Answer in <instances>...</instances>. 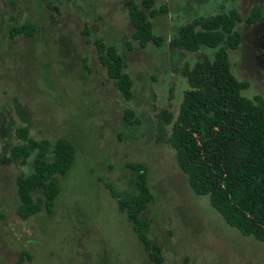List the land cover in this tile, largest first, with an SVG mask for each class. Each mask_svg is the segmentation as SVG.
Wrapping results in <instances>:
<instances>
[{"label":"rangeland","instance_id":"obj_1","mask_svg":"<svg viewBox=\"0 0 264 264\" xmlns=\"http://www.w3.org/2000/svg\"><path fill=\"white\" fill-rule=\"evenodd\" d=\"M156 6L168 11L154 22L166 43L143 49L132 38L128 0H0V264H17L24 251L31 256L26 264H153L105 186L135 193L137 176L128 168L134 162L148 167L155 199L143 216L167 264H264V244L242 236L208 197L194 194L169 143L172 126L158 116L164 110L178 116L189 89L183 68L215 53L171 48L179 28L231 9L243 18L262 9L259 22L238 26L243 42L230 60L234 75L251 84L243 95L264 96V0H157ZM26 23L35 26L33 35L10 37L11 28ZM98 39L124 57L134 82L131 101L101 64ZM129 111L134 118L126 121ZM25 126L36 140H70L78 153L59 177L53 214L23 220L16 179L33 172V160L20 167L10 152Z\"/></svg>","mask_w":264,"mask_h":264},{"label":"trees","instance_id":"obj_2","mask_svg":"<svg viewBox=\"0 0 264 264\" xmlns=\"http://www.w3.org/2000/svg\"><path fill=\"white\" fill-rule=\"evenodd\" d=\"M128 5L133 40L143 49L164 46L166 39L155 33L154 22L168 13L167 8H157V0H128ZM262 15L259 6L246 18L231 9L197 17L181 26L170 42L171 48L188 53L208 48L215 53L213 58L199 54L193 66L183 68L189 89L178 116L174 118L167 110L158 116L172 126L169 143L194 194L208 197L212 208L242 236L264 244V96L243 95L251 84L234 75L230 60V51L238 50L243 42L238 26L243 22L255 24ZM34 32L35 26L26 23L11 28L9 33L16 38ZM94 44L108 77L125 100L131 101L134 82L125 70L124 57L115 45L101 39ZM127 46L131 48L130 43ZM127 114L126 121L134 118L133 112ZM16 136L20 143L11 148V161L25 167L33 160V172L29 176L19 173L16 179L20 201L17 215L23 220L43 212L52 215L61 194L59 177L67 176L74 167L77 149L66 138L36 140L28 126L17 129ZM128 168L137 176L135 193L123 194L109 184L105 186L153 264H167L163 248L149 238V222L143 216L155 199L148 167L134 162ZM3 218L0 214V221ZM30 260V254L24 251L17 264Z\"/></svg>","mask_w":264,"mask_h":264}]
</instances>
